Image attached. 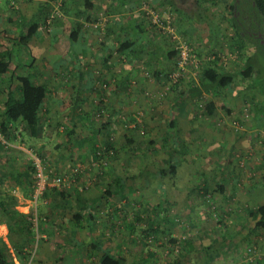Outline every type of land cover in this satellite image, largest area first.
Masks as SVG:
<instances>
[{"label": "rangeland", "instance_id": "rangeland-1", "mask_svg": "<svg viewBox=\"0 0 264 264\" xmlns=\"http://www.w3.org/2000/svg\"><path fill=\"white\" fill-rule=\"evenodd\" d=\"M8 1L0 0V41L11 44L18 22L30 19L49 0ZM214 1L215 6L211 0H128V5L136 7L124 11L117 9V3L111 8L109 0H92L96 11L88 13L78 1L58 0L47 16L48 22L41 26L40 38L13 51L14 65L19 58L33 56L31 69L25 71L17 65V71L32 76L36 84H45L49 92L35 137L29 136L25 125H19V135L12 143L0 135V202L8 196L16 202L15 209L28 216L37 261L60 264L63 242L79 237L98 239L104 235V242L109 238L115 243L125 237L133 240L135 234L126 230L124 223L138 217L135 223L139 233L153 215L163 233L146 240L136 237L146 254H155L148 261L264 264V228L255 227L259 216L249 215L250 210L264 205L263 117L251 111L249 102L252 92L259 93V88L264 91V75L253 77L255 86L251 89L247 82L236 81L217 94H201L197 99L188 96L172 107L178 94L171 85L183 90L199 85L203 58L220 59L227 70L236 72L249 56L248 50L253 49L247 38L238 41L225 20L226 0ZM64 5L66 16L82 24L80 30L87 35L84 46L72 47L68 56L69 41L57 38L52 27L55 17L65 15L60 12ZM140 13L147 21L146 30L136 34L128 17ZM116 14L120 15L114 17ZM117 21L125 29L114 34L116 25L112 22ZM158 26H165L164 32ZM171 36L176 39L171 41ZM109 37L110 45L104 46L102 41ZM123 37L133 38L134 47L146 41L137 59L118 54L111 45ZM180 46L188 53L183 69L177 68L176 57H167ZM105 60L109 62L106 71ZM256 60L260 63L264 58L258 55ZM155 65L164 68L163 74L168 76H155ZM86 72L92 74L93 82L78 90V74ZM126 76L124 86L113 87ZM9 80L8 74L0 76V102L9 88H16ZM76 101L78 106L73 109ZM208 102L223 104L231 112L216 111L208 116L204 111ZM100 104L105 107L101 113ZM72 112L79 119L73 125L69 122ZM173 115L177 123L174 132L185 148L183 157H178L176 173L160 176V165L169 168L168 149L162 141L171 140L169 122ZM109 118L113 121L99 131ZM72 128L74 135L65 133ZM93 140L96 147L103 148L99 158L90 149ZM127 140H132L131 146ZM105 172L119 177L120 182L119 194L107 197L104 204L100 196L115 190ZM38 183L44 185L43 191ZM219 184L224 185L225 195H220ZM53 188L56 191L49 197L42 196ZM204 188L209 189L207 195ZM58 191L65 198L60 200ZM160 202L169 223L161 219V212H152ZM128 203L133 206H126ZM88 206L94 220L85 213L83 227H74L72 211L86 212ZM11 232L0 223V244L13 255L11 239L18 243L24 238ZM121 248L129 261L130 254L139 251L132 244ZM92 255H100V250Z\"/></svg>", "mask_w": 264, "mask_h": 264}, {"label": "trees", "instance_id": "trees-1", "mask_svg": "<svg viewBox=\"0 0 264 264\" xmlns=\"http://www.w3.org/2000/svg\"><path fill=\"white\" fill-rule=\"evenodd\" d=\"M10 1V0H9ZM8 1V3H9ZM14 1V0H13ZM17 1V0H15ZM78 1L82 8L88 13H93L95 10V6H93L92 0H75ZM120 1V0H119ZM146 1V0H145ZM149 3L153 2V0H147ZM58 0H49V2H45L40 8L30 17L27 21H20L18 22L17 33H15V38L11 44L5 43L0 41V76L9 75V81L11 83H16V88H9V90L5 93L3 100L0 102V135L4 137L7 143H12L13 140L19 135L18 129L19 125H25L26 130L30 137H35L39 131L40 123H42V110L45 105V100L49 94L48 88L45 84H36L34 83L32 76L25 75L17 71V65L22 67L25 71L31 69L33 67L34 58L32 55H27L24 58H19L17 61V65H14L12 62V55L15 49L20 47H26L28 43L34 39L40 37V29L41 26H45L48 22L47 16L49 13L53 12V6L56 4ZM129 3V2H128ZM211 5L215 6V1L211 0ZM133 6V7H132ZM130 11L136 7V4L132 5ZM79 7V6H78ZM66 6H61L60 12L63 15L60 19L54 18L56 20L55 23L53 22L52 27L55 29L56 27L60 29L61 34L66 37V39L70 42V44L74 45L79 38V29L82 28V24H76L73 19L66 16ZM225 13L227 16L225 20L229 22V27L233 31L234 36L238 38V41L241 42L243 37L247 38L249 43L252 45V50H248L249 56H246L245 62L240 65L239 70L236 72H231L227 70L217 59L211 60L210 57L208 59H204L202 61V74L203 79L201 80L199 85L191 84L186 90H183L178 87V85H171V88L177 92V97L173 102L172 107L176 108L180 103L184 102V100L188 97H195L196 99L199 97L201 98V94H217L219 91L234 85L236 81H243L248 83V87L255 86L252 82L253 77L255 75H264V63L255 59L258 58V55H262L264 58V42L262 43L259 40L252 39L247 34H243L241 28L237 24V19L242 21V16L250 14L251 12L255 16L256 23L259 24L262 32H264V0H239V3L236 0H226L225 5L223 6ZM240 12V14H238ZM249 12V13H247ZM238 14V15H237ZM97 16V15H96ZM137 16L138 18H135ZM89 20L90 18H86ZM96 19V18H95ZM132 19V20H131ZM138 19V20H137ZM130 25H132L133 29L139 30V34H143V31L146 28L142 29L146 26L147 21L145 20L144 14H134L132 18H130ZM255 23L253 22V25ZM50 27V26H49ZM110 38H105L102 41V44L105 46L109 45ZM142 39V38H141ZM144 40H141L138 46L134 47V39H128L127 37H123L118 39L115 44H111L112 46L115 45L116 51L120 55H129L133 58H138L142 49L145 48ZM149 45V43H148ZM111 47V46H110ZM112 48V47H111ZM167 57L175 58V52L167 53ZM109 66V62L107 60L104 61L103 70L106 71ZM160 67V66H159ZM157 65L154 66L153 74L155 76L167 77L168 75L163 74L166 73L164 68H159ZM126 78L118 82H114L113 87H122L126 84ZM87 82H93L92 74L90 72H86L85 74L79 73L78 74V88H84V85ZM178 84V82L173 83ZM106 86V85H105ZM102 90L105 88L102 86ZM251 89V88H250ZM79 90V89H78ZM253 94L249 98V102L251 103V111L254 113H259L262 119V123L264 124V91L260 90L259 93L252 92ZM100 95H104L100 92ZM261 99L259 103L258 99ZM245 103V102H244ZM257 103V104H256ZM78 103L77 101L74 103V108H77ZM101 104L98 106V110L101 113L104 110ZM204 111L206 115L210 116L213 115L216 111H220L223 114H230V110L227 109L223 104H214L212 102H208L204 105ZM69 122L73 125L79 119L71 113L69 116ZM113 121L112 118L105 119L102 125L99 128V131L106 130L108 125ZM134 121V120H133ZM63 124V123H61ZM61 124H59L61 126ZM67 124V121H66ZM176 117L173 115L170 122L169 128L172 130V134L170 135L171 140L167 138L163 139V145L167 147L168 151V163L169 168L166 170L164 169L165 166H159L157 172L160 176H167V175H174L176 173V169L179 166L178 157H183V153L181 152L182 149L185 148L184 144L180 140L179 136H177L174 132L176 129ZM69 136L75 134V130L68 129L65 132ZM129 143L128 145L131 146L133 143L132 140H127ZM95 141L93 140L90 144V149L93 151V155L97 158L101 156L104 152L101 147H96ZM181 153V154H180ZM179 158V159H181ZM264 161V159H263ZM111 183L115 185V190L113 192L106 190L104 194L100 196V199L104 204L107 201V197H114L119 194V182L120 178L117 176H111L108 172L105 174ZM217 189L220 195L224 194V185L219 184ZM51 191H56L55 188L52 190L48 189L45 190L42 196L49 197ZM209 189L204 188L203 193L207 195ZM62 200L65 198V194L63 192L58 191L56 194ZM225 195V194H224ZM212 196V194H211ZM16 202L10 198L6 197L0 202V223L5 224L8 228V233L13 230L12 233L20 234L24 241L15 242L14 239H11V247L13 248V255L9 252L7 247L4 243L0 244V264H14L16 261L18 264H44L41 261H37L36 254L33 252L34 250V242H33V228L31 222L28 220V216L26 214H22L18 212L16 207ZM126 206H133L131 203L125 204ZM90 207H87V211L83 210H74L72 211V222L74 227L82 228L83 218L85 213L88 214L89 219L94 220L93 214L89 210ZM157 211L162 213L163 221L169 223L171 220L168 217V213L166 210L163 209L162 203L160 202L158 205L152 207V212ZM250 216H259L257 219L255 227L256 228H264V205L257 207L256 209L249 211ZM136 218V219H135ZM131 222H125L124 227L130 233H134L135 237L132 240L131 244L135 245L136 247H141L139 238L142 240H146L149 237H157L159 234L163 233L160 231L159 222L155 220L156 218L149 217L150 223L148 224L147 228L143 229L141 232L137 233V226L136 221L138 217H135ZM165 233V232H164ZM136 234L138 236H136ZM166 234V233H165ZM144 237V238H143ZM1 241V240H0ZM169 242L174 243V239L169 237ZM1 243V242H0ZM143 244V243H142ZM93 250L96 249L97 244L92 243L90 244ZM144 249V246H143ZM160 260V258H158ZM96 264H150L149 261L146 259V256H142L138 260H133L131 263H128L123 256L117 255L113 256L109 253H104L102 258H100L99 262ZM153 264H156L154 262ZM174 264H178L177 261Z\"/></svg>", "mask_w": 264, "mask_h": 264}, {"label": "crops", "instance_id": "crops-1", "mask_svg": "<svg viewBox=\"0 0 264 264\" xmlns=\"http://www.w3.org/2000/svg\"><path fill=\"white\" fill-rule=\"evenodd\" d=\"M110 3H112L111 0H109ZM128 0H120L119 2H113L111 8H114L115 5H117V9L119 7H122V10L124 11H128L131 8V5H128ZM117 3V4H116ZM93 6H96L95 4H93ZM96 11V10H95ZM129 13H131L129 11ZM120 14H116L115 16H119ZM133 15V14H130ZM128 18H132V16H129ZM135 18H138L137 16H135ZM29 20V19H28ZM138 20V19H137ZM25 22V21H24ZM77 24V23H76ZM113 25H116V27L114 28L113 33L114 34H118L119 31L125 29L123 28V24H119V22H112ZM143 29V28H142ZM55 35L56 37H64L59 28H55ZM134 33L138 34L139 30L137 29H133ZM18 31V30H17ZM17 31H15V33H17ZM125 31V30H124ZM144 33V31H143ZM85 37H87V35L83 34L82 31L79 29V38L76 41V43H74L73 47H78V48H82L84 46L83 42ZM116 35L112 34V38L115 40ZM40 38V37H39ZM39 38H34V39H39ZM66 38V37H65ZM110 41H111V37H109ZM33 39L30 41L32 42ZM29 42V43H30ZM28 43V44H29ZM69 43V49L67 52V56L71 53L72 50V45ZM110 45V44H109ZM150 45V44H149ZM77 52V49L75 50ZM75 51H73L72 53H75ZM79 51V50H78ZM66 58V57H65ZM264 159V156H263ZM71 223L73 224V222L71 221ZM74 225V224H73ZM83 226V225H82ZM104 235H101L98 239L95 237H89V236H84V237H79L75 240H72L71 243L69 242H63L60 251H59V257L60 259H62L60 264H96L97 262H99L100 258H102V255L104 253H109L110 255H121L123 256V258L128 262L131 263L133 260H138L139 258H141L142 256H146V259H148V257H155V254H150V256L148 254H146V252H144L145 249H143L142 247H136L135 248L138 249L139 251L133 254H130L131 260L129 261V259L127 258V253L125 251V249H122L121 247L123 246V248L125 247V245H131V243L133 242L132 240L129 239V237H125V239L121 238L119 240V242L115 243L114 240H108L104 242ZM102 239V240H101ZM86 240V241H85ZM95 243L97 244L96 249L93 250L90 246V244ZM100 243V244H99ZM108 243H111L112 245H109ZM114 243V244H113ZM133 245V244H132ZM88 249V251H86ZM115 249V250H114ZM100 250V255H92L93 251ZM69 251V252H68ZM158 257H160V255L158 254ZM151 261V262H150ZM150 264H153L154 261L153 260H149ZM156 264H159L158 262Z\"/></svg>", "mask_w": 264, "mask_h": 264}, {"label": "flooded vegetation", "instance_id": "flooded-vegetation-1", "mask_svg": "<svg viewBox=\"0 0 264 264\" xmlns=\"http://www.w3.org/2000/svg\"><path fill=\"white\" fill-rule=\"evenodd\" d=\"M236 2L239 3V0H236ZM238 14H240V12ZM253 22L255 23V26H252ZM237 24L241 28L243 34H247L252 39L259 40L262 43L264 42V32H262L259 24L256 23L255 16L252 12L250 14L243 15L242 21L237 19Z\"/></svg>", "mask_w": 264, "mask_h": 264}, {"label": "built area", "instance_id": "built-area-1", "mask_svg": "<svg viewBox=\"0 0 264 264\" xmlns=\"http://www.w3.org/2000/svg\"><path fill=\"white\" fill-rule=\"evenodd\" d=\"M156 25V24H155ZM159 27V29H161V31H163L164 32V30H163V28L165 27V26H162V27H160V26H158ZM176 38L175 37H170V40L171 41H173V40H175ZM176 50V49H175ZM186 47L185 46H180V48H177V51H175L176 52V65H177V68H180V69H183V66H185V65H187L186 64V61H187V57H188V53H186ZM173 75L174 74H172L171 76H170V78L171 79H173L174 77H173ZM175 82V81H174ZM44 185L43 184H41V183H38V189H40V190H44ZM42 190V191H43ZM41 191V192H42Z\"/></svg>", "mask_w": 264, "mask_h": 264}]
</instances>
